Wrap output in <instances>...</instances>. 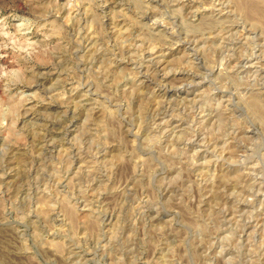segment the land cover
I'll list each match as a JSON object with an SVG mask.
<instances>
[{
  "label": "rangeland",
  "instance_id": "1",
  "mask_svg": "<svg viewBox=\"0 0 264 264\" xmlns=\"http://www.w3.org/2000/svg\"><path fill=\"white\" fill-rule=\"evenodd\" d=\"M0 264H264V0H0Z\"/></svg>",
  "mask_w": 264,
  "mask_h": 264
},
{
  "label": "bare ground",
  "instance_id": "2",
  "mask_svg": "<svg viewBox=\"0 0 264 264\" xmlns=\"http://www.w3.org/2000/svg\"><path fill=\"white\" fill-rule=\"evenodd\" d=\"M125 50V49H124ZM142 56V55H141ZM150 71V70H149ZM251 128V127H250ZM255 173V172H254ZM256 174V173H255ZM225 186V185H224ZM257 192V191H256ZM253 193V192H252ZM248 196V195H247ZM262 198V197H261Z\"/></svg>",
  "mask_w": 264,
  "mask_h": 264
}]
</instances>
